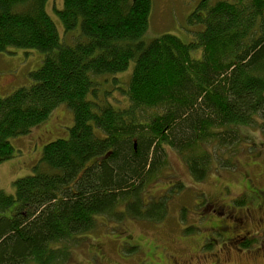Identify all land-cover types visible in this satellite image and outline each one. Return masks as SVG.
Wrapping results in <instances>:
<instances>
[{"label": "trees", "instance_id": "obj_1", "mask_svg": "<svg viewBox=\"0 0 264 264\" xmlns=\"http://www.w3.org/2000/svg\"><path fill=\"white\" fill-rule=\"evenodd\" d=\"M46 2L0 0V52L42 53L29 82L0 96V163L59 105L72 123L0 192V264L65 263L103 215L161 219L164 201L143 193L166 148L202 180L210 162L235 166L241 128L264 133V0H203L188 41L150 36L152 0H52L61 34ZM131 60L120 98H100Z\"/></svg>", "mask_w": 264, "mask_h": 264}, {"label": "rangeland", "instance_id": "obj_2", "mask_svg": "<svg viewBox=\"0 0 264 264\" xmlns=\"http://www.w3.org/2000/svg\"><path fill=\"white\" fill-rule=\"evenodd\" d=\"M48 1L47 11L61 34L62 25L52 10V0ZM202 1L152 0L150 36L174 33L184 41L195 37L203 26L199 18L206 13L205 8L200 7ZM205 2L208 5L214 0ZM54 4L59 8L61 0H54ZM192 13H197L198 16L190 21L189 16ZM196 54L197 52H193L192 55L196 57ZM41 57L42 53L38 50L17 49L13 53L0 52V96L27 84L30 80L29 72L36 69ZM132 66L133 60L125 70L115 75L116 80L111 79L104 85V92L101 90L99 97L114 104V98H120L116 95L126 88ZM120 101L119 105H123L122 100ZM71 123V111L61 104L48 115L40 127L32 128L26 135L11 138L15 152L13 157L0 163V192L13 194V181L30 174L32 166L41 155L42 147L63 136ZM241 131L246 139L238 145L235 166L225 167L224 164L210 162L202 180L189 173L179 153L166 148L167 166L162 169L163 176L149 184L143 193L146 201L152 197H161L164 201L166 210L161 219L129 216L116 219L108 215L100 216L95 228L76 244L71 245V255L67 262L62 264H142L139 262L153 243L168 247L173 254L189 256L192 264H210L213 259L212 252H215L217 247L209 244L207 239L211 233L218 238V233L211 230L215 228L211 218L218 216L205 207L204 195L209 200L218 193L220 196L224 194L222 199L225 202L231 200L230 204L234 199L243 197L241 195L244 188L251 191L257 189L258 181L254 177L264 174V133L254 125L245 126ZM255 202L257 201L252 204ZM242 206L245 205L240 207ZM251 229L255 231L256 228ZM127 236L130 240H127ZM97 247L103 252L101 256L94 253ZM229 255L221 252L215 260L225 261V257ZM229 263L264 264V253L253 259L236 256L234 252ZM145 264L150 262L146 261Z\"/></svg>", "mask_w": 264, "mask_h": 264}, {"label": "flooded vegetation", "instance_id": "obj_3", "mask_svg": "<svg viewBox=\"0 0 264 264\" xmlns=\"http://www.w3.org/2000/svg\"><path fill=\"white\" fill-rule=\"evenodd\" d=\"M264 175V174H263ZM263 175H256L254 178L258 181V188L251 191L249 188L242 193L240 198L232 199L242 200L239 206H235L231 200L225 202L222 197L224 194L216 195L208 200L205 195L206 208L211 210L217 218H211L215 228L211 230L218 233V238L213 234L208 235L209 244L217 247L212 252L213 259L210 264H226L230 261V256L236 253V256H246L248 258H257L264 253V179ZM244 194V195H243ZM223 195V196H222ZM239 197V196H238ZM255 204H252V202ZM251 203V204H249ZM245 205L240 207L241 205ZM218 210V212H216ZM222 216V217H221ZM221 217V218H219ZM217 220V221H216ZM251 227H255L252 231ZM260 233V237L258 234ZM130 237L127 236V240ZM259 238V240H258ZM139 248V246H138ZM135 252L136 250H132ZM230 254L225 257V261L215 260L219 253ZM96 255L103 254L101 248H96ZM172 253L168 247L153 243L145 253L144 258L139 262L145 264H192L191 258L187 255ZM231 264V263H229Z\"/></svg>", "mask_w": 264, "mask_h": 264}]
</instances>
